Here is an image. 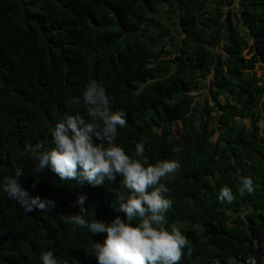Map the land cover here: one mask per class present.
Masks as SVG:
<instances>
[{
  "label": "trees",
  "instance_id": "obj_1",
  "mask_svg": "<svg viewBox=\"0 0 264 264\" xmlns=\"http://www.w3.org/2000/svg\"><path fill=\"white\" fill-rule=\"evenodd\" d=\"M93 80L126 113L116 145L136 158L143 142L148 165H180L160 181L166 227L189 241L179 264H264V0H0V264H42L46 251L59 264H98L106 234L70 220L79 195L86 220L125 218L113 208L130 195L122 177L80 185L37 173L31 158L37 144L54 147L65 116L89 120ZM16 169L56 207L10 200L2 185ZM242 177L252 194L240 195ZM225 186L231 204L218 199Z\"/></svg>",
  "mask_w": 264,
  "mask_h": 264
},
{
  "label": "clouds",
  "instance_id": "obj_2",
  "mask_svg": "<svg viewBox=\"0 0 264 264\" xmlns=\"http://www.w3.org/2000/svg\"><path fill=\"white\" fill-rule=\"evenodd\" d=\"M84 102L89 120L80 115H67L56 123L51 132L54 147L45 148V145L37 144L30 148L31 158L39 160L37 173L50 167L62 181L75 180L80 185L87 182L93 186H101L105 181L114 183L118 176L123 178V185L130 195L118 197L113 208L124 213V219L117 215L111 222L86 220L83 215L86 195H79L77 199L81 214L70 217L75 225L86 227L92 234H106L103 243H96L93 249L98 264H179L189 241L177 226L173 225L170 230L166 227L165 216L171 201L164 196L168 188L160 183L161 178L173 174L180 167L179 163L165 160L148 165L143 142L135 145L136 158L116 145L117 130L127 123L126 113L109 107L105 89L94 80L84 91ZM22 176V169H16L2 185L10 200L29 212L50 211L56 207L51 199L32 196L23 186ZM241 184V196L255 191L251 177H242ZM218 199L221 203L231 204L235 197L225 186ZM137 220L139 223L134 225ZM41 260L42 264H59L52 251L43 252Z\"/></svg>",
  "mask_w": 264,
  "mask_h": 264
},
{
  "label": "rangeland",
  "instance_id": "obj_3",
  "mask_svg": "<svg viewBox=\"0 0 264 264\" xmlns=\"http://www.w3.org/2000/svg\"><path fill=\"white\" fill-rule=\"evenodd\" d=\"M170 20H171V18L169 19L168 16L166 15V20H165V21L168 22V21H170ZM172 29L174 30L175 27H173ZM174 32H175V31H174ZM200 98H201V97H200ZM247 123H249V121H247Z\"/></svg>",
  "mask_w": 264,
  "mask_h": 264
}]
</instances>
